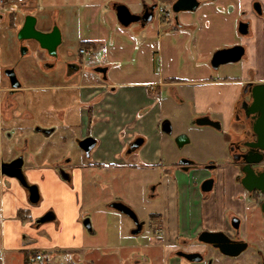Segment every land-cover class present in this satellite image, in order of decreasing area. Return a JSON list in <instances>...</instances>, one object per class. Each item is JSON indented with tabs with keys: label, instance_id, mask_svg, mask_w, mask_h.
Returning <instances> with one entry per match:
<instances>
[{
	"label": "flooded vegetation",
	"instance_id": "1",
	"mask_svg": "<svg viewBox=\"0 0 264 264\" xmlns=\"http://www.w3.org/2000/svg\"><path fill=\"white\" fill-rule=\"evenodd\" d=\"M227 1H231L232 6L235 5L241 17L239 20L247 23L248 32L251 26L250 13L261 17L264 25V8L261 0ZM225 2V0L104 1V11L109 13L115 26L129 29L135 34L154 26L174 38L182 39L187 35L193 41L189 42L191 45L188 47L187 57L206 61L210 69L217 71V79L225 83L227 89L233 88L235 93L227 121H224L219 112L216 115L211 110L193 112L190 119L197 129L214 130L223 137L226 143L223 162L217 160V152L209 154L202 161L194 156H181L171 161L169 170L165 174H160V178L148 182L149 198L161 195L163 205L183 207V215L176 217L175 227L165 233L162 231L163 210L147 214L148 224L155 238L153 245L162 249L165 264H264V126L261 127L257 123L258 114L251 112L252 92L260 85L264 89V70L258 72L255 66L244 64L249 59L246 49L241 59L235 62L220 63L225 56L217 55V66L214 65L213 53L219 48L210 49L209 53L204 55L201 52L204 44L202 47L199 46L201 28L189 27L184 20L186 16L196 17L197 11L205 4L209 11H216L220 7H232L229 3L225 6ZM53 25H57L61 32L56 55L48 54L47 50L41 48L34 40L20 41V45L27 48L24 54L31 52L32 41L35 43L33 51L44 55L43 58H36L43 68L39 74L42 80L35 83L39 86L32 88L24 86L25 80L19 76L15 63L0 67V77L4 82V86H0V162L22 159L21 168L24 175L23 166L29 156L39 154L50 158L58 155L59 162L55 166L60 177L67 183L72 182L69 165L75 158L87 160L90 169L97 171L127 168L145 170L151 174L152 171L155 172L164 161L163 151L160 150L155 160L139 158L140 150L144 146L151 148L156 136L140 131L134 125L118 127L117 134L122 140V146L115 157L117 160L105 159L104 155H107L109 147L103 146L105 150L100 148L101 140L94 133L90 96L93 90V74L96 73L102 83L106 82L107 66L96 63L97 57L94 53L96 47L91 40L81 39L80 41L87 42L88 46H81L78 43L74 53L61 52L59 48L66 39L57 18L49 15L47 28L40 30L49 31ZM214 35L211 29H208L207 44H211ZM85 61L91 64L88 65ZM229 64L240 66L238 75L221 72ZM10 70H13L16 78L14 82L19 83L18 86H12V80L8 75L12 73ZM185 78L169 74L162 76L164 84L180 83ZM161 87L167 91L166 93L170 91L168 95L173 97L177 104L183 103L184 98L176 96L173 86L152 84L149 90L152 89L159 94ZM109 88L112 89L106 87V91H110ZM61 92L73 95L70 105L79 104L85 113V119L71 122L60 118L59 107H51L55 111L52 112L47 109L42 111L38 105H33L32 94L45 93L54 99L55 95ZM152 97L159 101L158 95ZM51 106H55L54 103ZM161 124H164V127ZM155 128L161 137L162 147L165 142L163 136L171 133V123L168 118L162 117ZM31 133L42 137L34 138ZM178 135L185 134H177L173 139L177 147H182L189 138L185 135L187 140L178 144L176 141ZM2 138L10 140L3 143ZM90 142H93L92 146L86 150ZM137 143L139 144L136 145ZM72 147L75 148L74 151ZM94 155L102 157V160H96ZM24 178L26 180L25 175ZM26 190L28 191L27 188ZM120 203L130 207L138 221L142 222L141 230L137 234L141 233L144 220L120 195L109 197L104 206L127 216L132 221L128 215L118 210L117 206ZM44 215L57 220L51 211L41 216ZM86 218L90 222V216H81L82 221ZM133 228L134 223L131 230ZM137 260L136 256L135 261ZM41 264L52 263L46 257L45 263Z\"/></svg>",
	"mask_w": 264,
	"mask_h": 264
},
{
	"label": "crops",
	"instance_id": "2",
	"mask_svg": "<svg viewBox=\"0 0 264 264\" xmlns=\"http://www.w3.org/2000/svg\"><path fill=\"white\" fill-rule=\"evenodd\" d=\"M10 1L9 6H4L0 10V67L13 63L10 56L8 59L5 57L6 48H13L15 44V41H12V37L14 40L13 33L17 32L23 22L14 14L17 13L18 3L24 0ZM261 2L264 8V0ZM24 4L31 6L35 4V0H25ZM223 11L221 7L216 11H209V7L205 4L197 11L196 17L186 16L184 18L189 27L199 26L201 28L200 40L202 41L207 40L205 36L208 29L216 34L218 20L224 21L225 28H228L229 31L234 30L238 36L236 40H228L221 46L211 42L201 52L206 55L210 49L240 43L245 46L249 57L248 62H244V64L253 65L258 69V72H262L264 70V25L261 17L250 13V30L247 35H241L237 31V23L241 17L237 12L224 13ZM26 13L35 15V13ZM49 15L56 17L61 30L68 34L71 30L68 16L64 12H58L57 9L50 11ZM39 24V29L47 28L49 16H44ZM19 42L18 40V44H20ZM203 69L202 77L195 76L197 70L193 69L188 73V77L180 83L164 84L162 75L157 81L129 80L112 83L106 80L102 83L93 79V90L90 96L92 97L93 127L94 133L101 140L100 148L105 150L103 146L109 147L107 155H104L105 159L117 160L115 157L122 146L117 129L131 125L136 126L140 131L148 134L153 133L156 136L151 148L144 146L140 150L139 158L148 161L158 158L162 140L155 127L162 118V113L159 101L151 95H147V90L152 84L173 86L174 93L178 98H184V96L191 98L194 105L193 112L211 110L216 115L219 112L224 121H227L235 98L233 88L227 89L226 84L217 79V71L210 69L207 65ZM20 77L23 78L21 75ZM179 85L189 88L185 92H178L176 87ZM0 86H4L1 77ZM24 86L32 88L39 84L25 83ZM106 87H112V89L109 88L110 93L108 90L106 91ZM32 96L34 97L33 105H38L42 111L47 109L55 112L52 108L59 107L61 119L65 118L71 122L85 119V113L79 104L70 105L72 94L61 92V94H56L54 99L45 93L32 94ZM75 97L78 98V96ZM82 97L86 98L85 95ZM52 103L55 106H51ZM178 105L182 106V103ZM99 150L102 151V149ZM57 156L48 158L33 154L25 160L23 172L27 182L37 186L40 197L37 203L29 201L28 191L16 178L0 173V264H25V261H28V264H41L45 263L46 257L55 256L56 252H92L97 247H118L111 243L98 246L85 236L88 229L83 226L80 213L84 206L82 201L84 176L90 169L88 161L83 159L78 161L76 166L69 165L72 182L67 183L60 177L55 166L59 162ZM94 157L96 160H102V157L98 155H94ZM48 211L53 212L57 220L49 219L39 222L38 219L41 215ZM162 215V231L165 233L175 227V219L183 215V207L164 205ZM37 252L42 254L43 258L40 261L33 259ZM74 256L76 257V255Z\"/></svg>",
	"mask_w": 264,
	"mask_h": 264
},
{
	"label": "rangeland",
	"instance_id": "3",
	"mask_svg": "<svg viewBox=\"0 0 264 264\" xmlns=\"http://www.w3.org/2000/svg\"><path fill=\"white\" fill-rule=\"evenodd\" d=\"M24 1L18 3V10L14 15L23 21L26 12L35 13L38 28L41 19L46 15L49 16V12L53 9H57L60 13L64 12L70 20L71 30L68 34L63 31L66 41L59 49L64 54L66 51L74 53L81 39L93 41L96 47L94 52L97 57L96 63L107 66V82L157 81L159 76L166 74L187 78L188 73L193 69L197 70L195 75L197 77H202L204 74L206 61L187 57L188 47L193 43L187 35L182 39L174 38L154 26L148 27L140 34H135L129 29L115 26L109 13L104 11L105 0H35V4L31 6L25 5ZM225 1V6L231 4V1ZM221 8L224 13L237 12L235 5L231 8ZM225 27L224 21H217V35L215 34L211 41L218 46L238 38L234 30L229 31ZM16 33H13L14 40L12 37L15 44L12 49L6 48L5 57L8 59L10 56L11 62L17 65L18 74L23 77L26 84L38 83L42 80L39 74L43 68L36 58H43L44 55L33 51L35 43L32 41H30L31 52L21 55ZM203 44L204 49L209 45L206 41L200 40L199 46L202 47ZM239 67L238 64H229L221 72L236 76ZM93 78L99 80L96 73L93 74ZM218 78L220 79V76ZM176 88L178 92H185L189 87L179 85ZM156 92L148 89L147 95H158L162 117L168 118L171 123V133L163 136L165 142L161 149L164 161L160 167L155 172L152 171V174L145 170L127 168H117L115 171L88 169L84 176L82 200L84 206L80 214L84 217L90 216L93 232L88 230L85 236L98 246L111 243L118 247H97L92 252H56L55 256L48 257L52 264H165L162 249L152 244L155 238L147 220L149 212L161 211L164 205L161 195L148 197L149 180L160 178V174H165L169 170L171 161L185 155L194 156L202 161L209 154L217 152V160L223 162L226 143L218 132L205 128L197 129L198 127L190 122L193 113L191 98L184 96L182 106H179L175 99L168 95L170 91L166 93L167 91L161 87L159 94ZM182 133L187 135L189 141L182 147H177L173 139L177 134ZM31 135L37 139L42 137L39 134L31 133ZM9 140L2 138L3 143ZM72 149L75 150L73 147ZM78 161L80 160L75 158L72 165L78 164ZM114 195H120L129 202L138 216L144 220L141 233L131 234L132 221L127 216L104 206L108 198ZM136 256L137 261H135Z\"/></svg>",
	"mask_w": 264,
	"mask_h": 264
},
{
	"label": "water",
	"instance_id": "4",
	"mask_svg": "<svg viewBox=\"0 0 264 264\" xmlns=\"http://www.w3.org/2000/svg\"><path fill=\"white\" fill-rule=\"evenodd\" d=\"M36 23H37V18L35 15L26 14L24 16L21 27L18 29L16 33L17 39L19 41H24L28 39L34 40L36 43H38V45L41 48L46 49L48 54L56 55V47L60 43V40H61V32L59 30V27L57 25H53L51 30L42 31L37 28ZM237 31L241 35H246L248 33L247 23L243 20H239L237 23ZM19 49H20V54L23 55L27 48L24 45H20ZM244 50H245V46L242 44H234L228 47L219 48L213 53L212 62L214 65L217 66V55L225 56L224 59L220 61V63L238 61L243 56L245 52ZM10 71H12V73H8V75L10 79L12 80V86H18L19 83L14 82V79L16 78H15V74L13 70H10ZM251 96L253 98V102H252L253 107L251 109V112H255L258 114L256 121L257 123H259L261 127H263L264 126V89H263V86L260 85L256 87L254 91L252 92ZM161 126L164 127V124H161ZM168 128L169 127L167 126V129ZM259 135L261 134L259 133ZM185 140H187L185 135H178L176 137V141L178 142V144H181ZM92 143L93 142H90V144L86 147V150L91 148ZM138 144L139 143H137L136 145ZM21 166H22V159L20 158L13 159L9 162H0V173L16 178L22 186L28 189L29 201L31 203H36L39 199V193L37 190V186L35 184H28L26 182L24 175L22 173ZM117 208L118 210L125 213L132 219L134 223V228L131 230V233L137 234L141 230L142 222L138 221L137 216L135 215L134 211L127 205L121 204V203L117 206ZM49 219L50 217L48 215H44V216H41L38 219V221L44 222ZM82 224L86 229L91 230V224L88 218L84 219L82 221Z\"/></svg>",
	"mask_w": 264,
	"mask_h": 264
},
{
	"label": "built area",
	"instance_id": "5",
	"mask_svg": "<svg viewBox=\"0 0 264 264\" xmlns=\"http://www.w3.org/2000/svg\"><path fill=\"white\" fill-rule=\"evenodd\" d=\"M10 0H0V10L4 7V6H9V4H10ZM82 51V50H81ZM42 254H41V252H37L35 255H34V257H33V259L35 260V261H40V260H42Z\"/></svg>",
	"mask_w": 264,
	"mask_h": 264
},
{
	"label": "trees",
	"instance_id": "6",
	"mask_svg": "<svg viewBox=\"0 0 264 264\" xmlns=\"http://www.w3.org/2000/svg\"><path fill=\"white\" fill-rule=\"evenodd\" d=\"M79 44H80L81 46H88V43H87V42H84V41H80ZM25 260H26V258H25ZM27 262H28V261H25V264H28Z\"/></svg>",
	"mask_w": 264,
	"mask_h": 264
}]
</instances>
